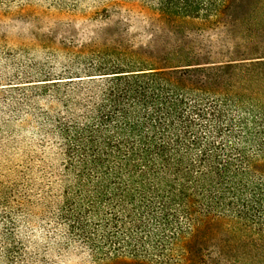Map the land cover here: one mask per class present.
Returning a JSON list of instances; mask_svg holds the SVG:
<instances>
[{
    "label": "trees",
    "instance_id": "1",
    "mask_svg": "<svg viewBox=\"0 0 264 264\" xmlns=\"http://www.w3.org/2000/svg\"><path fill=\"white\" fill-rule=\"evenodd\" d=\"M125 1L151 44L121 22L43 79L51 241L96 264H264V0ZM10 201L0 262L20 264Z\"/></svg>",
    "mask_w": 264,
    "mask_h": 264
},
{
    "label": "rangeland",
    "instance_id": "2",
    "mask_svg": "<svg viewBox=\"0 0 264 264\" xmlns=\"http://www.w3.org/2000/svg\"><path fill=\"white\" fill-rule=\"evenodd\" d=\"M116 1L0 0V199L11 194L9 209L26 253L20 264H96L82 249H60L59 238L51 241L56 224L45 201L56 193L64 163L46 134L43 79L84 61L89 47L111 42L121 22H130L136 45L151 44L156 23ZM4 226L0 220L1 252Z\"/></svg>",
    "mask_w": 264,
    "mask_h": 264
}]
</instances>
